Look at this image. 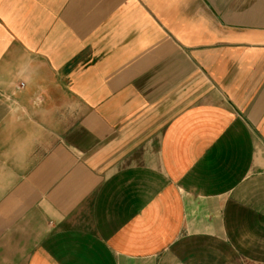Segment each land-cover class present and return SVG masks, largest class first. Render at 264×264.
I'll return each instance as SVG.
<instances>
[{"label": "crops", "instance_id": "obj_1", "mask_svg": "<svg viewBox=\"0 0 264 264\" xmlns=\"http://www.w3.org/2000/svg\"><path fill=\"white\" fill-rule=\"evenodd\" d=\"M263 238L264 0H0V264H231Z\"/></svg>", "mask_w": 264, "mask_h": 264}, {"label": "rangeland", "instance_id": "obj_2", "mask_svg": "<svg viewBox=\"0 0 264 264\" xmlns=\"http://www.w3.org/2000/svg\"><path fill=\"white\" fill-rule=\"evenodd\" d=\"M56 82H58L57 81V79H56ZM57 84H59V83H57ZM54 103H55V107L56 108H60V109H58V111L60 112L59 113V116H62V112H67V107L66 108H62V106L64 105L63 104V101H62V99H63V89L61 88V85H56L55 87H54ZM73 101H72V107H73ZM75 108V110H76V108H77V105L74 107ZM77 111V110H76ZM71 112H74V110L72 109V111ZM263 240H264V238H263ZM256 250V252H263L264 253V245H258L257 246V249H255ZM263 258H264V255H263ZM231 264H264V260H245V261H242V262H231Z\"/></svg>", "mask_w": 264, "mask_h": 264}, {"label": "built area", "instance_id": "obj_3", "mask_svg": "<svg viewBox=\"0 0 264 264\" xmlns=\"http://www.w3.org/2000/svg\"><path fill=\"white\" fill-rule=\"evenodd\" d=\"M23 86V84L21 83L20 85H19V87H22Z\"/></svg>", "mask_w": 264, "mask_h": 264}]
</instances>
